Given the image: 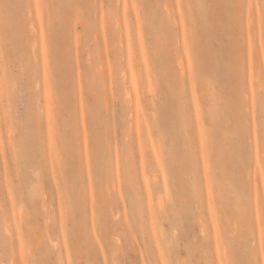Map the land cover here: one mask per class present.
<instances>
[{
	"label": "rangeland",
	"instance_id": "rangeland-1",
	"mask_svg": "<svg viewBox=\"0 0 264 264\" xmlns=\"http://www.w3.org/2000/svg\"><path fill=\"white\" fill-rule=\"evenodd\" d=\"M7 2L0 264H23L21 239L40 264L247 260L264 207V15L247 5L264 0H135L139 18L134 0Z\"/></svg>",
	"mask_w": 264,
	"mask_h": 264
},
{
	"label": "snow or ice",
	"instance_id": "snow-or-ice-1",
	"mask_svg": "<svg viewBox=\"0 0 264 264\" xmlns=\"http://www.w3.org/2000/svg\"><path fill=\"white\" fill-rule=\"evenodd\" d=\"M42 7H48V5L41 4L40 0H36V10L39 14L40 9ZM100 7H105V5H100ZM144 5L138 4L134 2L129 5L127 2L124 4V8L127 11L129 8L136 9L137 10V17L139 18V10L142 9ZM201 9H206L207 5L201 4L199 5ZM241 7H244L241 5ZM249 9V15L251 16L253 14V10L261 12L262 15H264V2L258 3L256 5H247ZM12 8V5L7 2V0H0V9H3L5 14L9 12V10ZM3 53L0 51V58H2ZM45 69L47 71V55H45ZM261 111L259 116V125H258V140H257V152L259 154L260 151V145H261V136H264V89L261 91ZM55 109L53 106V103L51 101L50 97V103H49V109H48V120H49V135L48 140L52 146H56V136L54 132V120H55ZM12 133H9V136L11 137ZM206 130L202 127L200 130V151L205 152L206 151ZM207 161L205 162V168L207 170ZM259 175L264 176V159L260 161V168H259ZM147 183V180H146ZM12 189H9V196H12ZM208 208L209 212L213 216V224H216L215 216V197H214V189L210 186L209 188V195H208ZM254 223L259 224V247L257 248L256 240H255V232H253V236L250 238V242L247 246V255L248 259L243 261H235L234 264H264V207L261 206L259 196L257 197V208L256 213L254 217ZM19 231V226H18ZM217 238V253L220 254L221 252V244H222V236L219 228H217L216 233ZM20 255L23 259V264H40L39 261L31 258V253L29 252L27 255L25 254V245L23 239H21L20 244ZM255 255V258L253 259L252 256ZM13 264H20V261H14ZM158 264H169V261L165 257V253H161V262H158ZM220 264H224L223 259L220 260Z\"/></svg>",
	"mask_w": 264,
	"mask_h": 264
},
{
	"label": "bare ground",
	"instance_id": "bare-ground-1",
	"mask_svg": "<svg viewBox=\"0 0 264 264\" xmlns=\"http://www.w3.org/2000/svg\"><path fill=\"white\" fill-rule=\"evenodd\" d=\"M179 61H180V62H179L180 64L178 63V69L183 70V69H182V68H183V63L181 62V60H179ZM181 63H182V64H181ZM179 66H180V67L182 66V68H180ZM181 70H180V71H181Z\"/></svg>",
	"mask_w": 264,
	"mask_h": 264
}]
</instances>
